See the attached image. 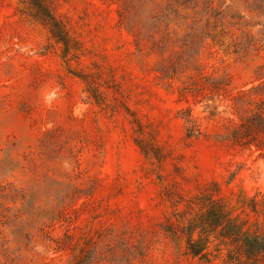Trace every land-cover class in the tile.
<instances>
[{
	"label": "rangeland",
	"instance_id": "1",
	"mask_svg": "<svg viewBox=\"0 0 264 264\" xmlns=\"http://www.w3.org/2000/svg\"><path fill=\"white\" fill-rule=\"evenodd\" d=\"M49 1L66 53L0 0V264H202L162 224L213 184L264 201V151L229 145L264 99V0ZM202 75L225 95L181 99Z\"/></svg>",
	"mask_w": 264,
	"mask_h": 264
},
{
	"label": "trees",
	"instance_id": "2",
	"mask_svg": "<svg viewBox=\"0 0 264 264\" xmlns=\"http://www.w3.org/2000/svg\"><path fill=\"white\" fill-rule=\"evenodd\" d=\"M21 4V14L39 20L48 29L55 43H60L68 52L71 38L64 24L52 11L49 0H17ZM209 17L204 20L203 28L188 33L189 45L182 42L180 47L188 46L194 52L205 37L211 36L209 28L217 27L219 18ZM186 18V17H182ZM194 21L193 23H199ZM176 43L168 33H164L153 42L155 48ZM196 46V47H195ZM196 50V51H195ZM209 78L205 75L193 80L182 88L179 96L183 100L189 94L193 98L222 96L229 77L205 84ZM204 82H201V81ZM197 81V82H196ZM241 93L239 95H243ZM186 138L199 136L200 131L190 118ZM229 145L264 151V99L254 102V108L248 110L233 128L229 136ZM163 232L172 240L182 241L184 254L202 264H264V201L256 197L239 195L236 198L223 196L216 185L203 188L191 197L182 207L174 205L171 218L162 224ZM85 256L73 264H86Z\"/></svg>",
	"mask_w": 264,
	"mask_h": 264
}]
</instances>
